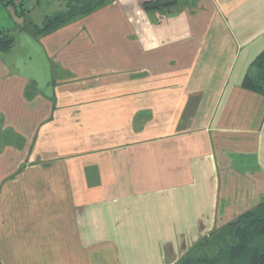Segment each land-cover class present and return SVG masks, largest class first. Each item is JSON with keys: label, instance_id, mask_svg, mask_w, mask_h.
I'll return each mask as SVG.
<instances>
[{"label": "crops", "instance_id": "0c3cea01", "mask_svg": "<svg viewBox=\"0 0 264 264\" xmlns=\"http://www.w3.org/2000/svg\"><path fill=\"white\" fill-rule=\"evenodd\" d=\"M144 1L0 52V264H174L264 202V0Z\"/></svg>", "mask_w": 264, "mask_h": 264}, {"label": "trees", "instance_id": "16d2710c", "mask_svg": "<svg viewBox=\"0 0 264 264\" xmlns=\"http://www.w3.org/2000/svg\"><path fill=\"white\" fill-rule=\"evenodd\" d=\"M28 1L6 2L19 14L29 11ZM109 2L110 0H66L60 11L44 15L40 24H32L31 30L35 36L47 34ZM177 2L178 0H146L142 7L146 12L170 13L176 8ZM25 27L26 25L20 28ZM14 43V35L9 30H0V52L9 51ZM242 86L264 94V52L252 62ZM213 245L217 247L209 249ZM205 247L208 249L202 251ZM174 264H264V202L200 239Z\"/></svg>", "mask_w": 264, "mask_h": 264}, {"label": "rangeland", "instance_id": "374dc122", "mask_svg": "<svg viewBox=\"0 0 264 264\" xmlns=\"http://www.w3.org/2000/svg\"><path fill=\"white\" fill-rule=\"evenodd\" d=\"M7 0L1 1L4 5L0 6V28H8V30L15 36V41H18V36L25 34V31H22L21 26H25L28 29H31L32 24H40L39 18L43 14H49L54 10H57L56 6H40L36 7L33 11H25L24 13L17 14L15 8L6 2ZM66 1V0H65ZM64 1V3H65ZM18 9V8H17ZM25 29V28H24ZM217 245H213L211 248H216ZM208 247L201 249L206 251ZM201 251V252H202ZM213 251V250H212ZM200 252V251H199Z\"/></svg>", "mask_w": 264, "mask_h": 264}, {"label": "built area", "instance_id": "2783aa9c", "mask_svg": "<svg viewBox=\"0 0 264 264\" xmlns=\"http://www.w3.org/2000/svg\"><path fill=\"white\" fill-rule=\"evenodd\" d=\"M15 2H20L21 0H14Z\"/></svg>", "mask_w": 264, "mask_h": 264}]
</instances>
